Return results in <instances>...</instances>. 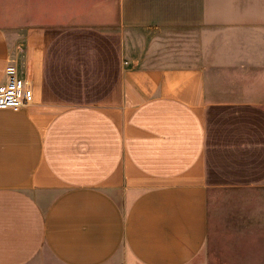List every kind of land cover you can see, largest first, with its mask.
Wrapping results in <instances>:
<instances>
[{
  "label": "crops",
  "instance_id": "crops-1",
  "mask_svg": "<svg viewBox=\"0 0 264 264\" xmlns=\"http://www.w3.org/2000/svg\"><path fill=\"white\" fill-rule=\"evenodd\" d=\"M39 1L65 24L0 28L34 91L0 109V264H204L214 190L264 185V0Z\"/></svg>",
  "mask_w": 264,
  "mask_h": 264
},
{
  "label": "rangeland",
  "instance_id": "rangeland-1",
  "mask_svg": "<svg viewBox=\"0 0 264 264\" xmlns=\"http://www.w3.org/2000/svg\"><path fill=\"white\" fill-rule=\"evenodd\" d=\"M29 1L0 0V28L13 31L31 24L55 23L43 18L51 7L34 0L31 9ZM188 40L167 36L164 56L190 63L194 56ZM201 255L204 264H264V185L214 190L209 200V238Z\"/></svg>",
  "mask_w": 264,
  "mask_h": 264
},
{
  "label": "built area",
  "instance_id": "built-area-1",
  "mask_svg": "<svg viewBox=\"0 0 264 264\" xmlns=\"http://www.w3.org/2000/svg\"><path fill=\"white\" fill-rule=\"evenodd\" d=\"M8 78L0 84V109L19 111L34 99L32 85L21 78L15 66H7Z\"/></svg>",
  "mask_w": 264,
  "mask_h": 264
}]
</instances>
